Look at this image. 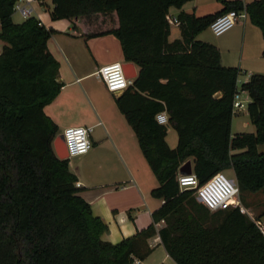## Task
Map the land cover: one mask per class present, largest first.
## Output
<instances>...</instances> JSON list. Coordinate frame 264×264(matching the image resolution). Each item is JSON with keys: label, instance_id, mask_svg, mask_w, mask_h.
Instances as JSON below:
<instances>
[{"label": "trees", "instance_id": "trees-1", "mask_svg": "<svg viewBox=\"0 0 264 264\" xmlns=\"http://www.w3.org/2000/svg\"><path fill=\"white\" fill-rule=\"evenodd\" d=\"M188 1L52 0V19L75 27L77 19L116 13V28L90 36L115 35L125 61L140 67L116 103L160 182L152 194L164 202L148 228L114 244L103 239L108 225L81 196L70 158L54 150L60 129L45 107L63 87L48 48L56 30L35 16L15 22L18 0H0V264H131L148 257L156 234L174 264H264V233L249 214L240 207L211 212L195 189L178 182L180 167L192 158L200 183L233 169L241 194L264 189V73L239 89L241 69L223 65L217 46L196 39L233 9L246 10L264 37V0H219L224 8L202 17L182 12L183 39L170 42L167 15ZM240 91L250 96L256 131L233 135ZM162 111L168 124L157 120ZM169 126L178 134L175 148L166 139Z\"/></svg>", "mask_w": 264, "mask_h": 264}, {"label": "crops", "instance_id": "crops-1", "mask_svg": "<svg viewBox=\"0 0 264 264\" xmlns=\"http://www.w3.org/2000/svg\"><path fill=\"white\" fill-rule=\"evenodd\" d=\"M241 1L247 4L254 0ZM53 6L52 0H18L13 19L21 23L35 16L46 27L56 30L48 40V48L59 62L58 80L63 83V87L56 99L45 107V111L59 129L62 125L85 126L89 129L92 147L80 156L79 164L70 169L78 178L81 196L91 205L94 215L101 217L108 225L103 239L116 244L148 228L154 221L153 213L164 202L152 194L160 182L143 154L135 131L116 103V97L123 92H110L98 74L99 68L108 63L127 62L115 35L90 36L116 28L119 20L117 14L112 13L91 19H77L75 27L69 19H52ZM23 7L31 10L30 15L22 14L19 8ZM223 8L219 0H190L181 8L172 7L170 14L179 18L184 12L202 17ZM170 26V42L182 40L181 25ZM220 36L215 45L221 52L222 64L241 69L239 89L252 74L264 73L263 33L251 22L248 14ZM134 65L138 75L140 67ZM92 78L98 79L97 88L91 82ZM243 95V99L250 102L248 92L241 91V98ZM160 113L168 116L167 111ZM242 113L245 122H236ZM235 127L239 129L234 131ZM174 130L169 126L166 139ZM255 131L248 107L235 114L232 119L233 135ZM172 140L173 145L169 144L168 139L167 142L171 148H175L178 134L177 138L173 134ZM262 146H259L260 151H263ZM188 161L193 170V159ZM243 207L251 218L258 216V220L264 224V211L255 216L252 207ZM164 225L156 227L159 230ZM158 237L159 234H156L149 239L152 251L147 258L142 259V264H174L161 237Z\"/></svg>", "mask_w": 264, "mask_h": 264}, {"label": "built area", "instance_id": "built-area-1", "mask_svg": "<svg viewBox=\"0 0 264 264\" xmlns=\"http://www.w3.org/2000/svg\"><path fill=\"white\" fill-rule=\"evenodd\" d=\"M19 10L24 16H28L31 13V10L27 7L19 8ZM246 17V10L238 11L233 9L218 16L209 27L215 35L219 36L230 30L240 20ZM167 20L170 25H181L180 19L172 16L170 13L167 15ZM98 74L104 81L107 89L112 93L124 92L134 81V78L127 77L124 62L108 63L99 68ZM248 103L247 100L241 98V91L237 93L233 103L234 113L237 114L239 111L247 108ZM157 120L162 124L169 122L168 116L163 113L157 114ZM63 134L67 144L69 158L84 155L92 147L90 132L85 126H69L65 128ZM178 182L181 189H195L197 200L211 211L228 209L232 205L233 207H240L241 211L246 213V209L238 200L240 194L238 182L227 176L224 171L213 174L203 183H200L198 176L194 172L191 174L179 173ZM76 185L79 186L80 183L77 182ZM252 219L256 221V224L264 233V224L262 221L256 220L254 216H252ZM161 224H165V220H162L157 225ZM150 245L152 246V244ZM131 264H142V259L134 257Z\"/></svg>", "mask_w": 264, "mask_h": 264}, {"label": "rangeland", "instance_id": "rangeland-1", "mask_svg": "<svg viewBox=\"0 0 264 264\" xmlns=\"http://www.w3.org/2000/svg\"><path fill=\"white\" fill-rule=\"evenodd\" d=\"M221 36L219 35H215L212 30L210 29V27L204 29L202 32H200L198 34V36L196 37V39L198 40H202L208 43H211L213 45H215V42L220 38ZM216 46V45H215ZM2 48H3V43L2 41H0V53L2 52ZM235 57V55H234ZM91 82L93 83L94 87L97 88L98 86V79L97 78H92ZM245 95H243L242 99L245 98ZM236 122H245L244 119V114H241V117L235 120ZM67 126L62 125L60 127V134L64 132L65 128ZM239 128L235 127L234 131H237ZM175 136V138H177V132L176 130L173 131V133H170L168 135V142L170 145H173V140H172V136ZM262 150H264V147L262 146ZM79 158L80 156H74L70 158V168H75L78 164H79ZM227 176H229L230 178L234 179V171L233 169H227V170H223ZM238 200L241 202L242 205H244L245 207H252V213L253 215H257L260 212L264 211V189L255 193H245V194H239L238 196ZM230 207H233L232 205ZM246 209V208H245ZM222 210V209H219ZM211 211V210H210ZM211 212H215V211H211ZM246 213L248 214L247 210ZM148 245L150 247V242L148 240ZM151 248V247H150ZM159 249H156V251Z\"/></svg>", "mask_w": 264, "mask_h": 264}, {"label": "water", "instance_id": "water-1", "mask_svg": "<svg viewBox=\"0 0 264 264\" xmlns=\"http://www.w3.org/2000/svg\"><path fill=\"white\" fill-rule=\"evenodd\" d=\"M124 69H125V72L128 78H134V79L136 78L137 73L135 71V65L133 62H124ZM219 95L220 93L216 94V97H218ZM53 146L59 158L61 159L69 158L67 144H66L63 133L56 136L53 142ZM179 171L181 174H191L193 172L192 167H191V162L187 161L185 164H183L180 167Z\"/></svg>", "mask_w": 264, "mask_h": 264}]
</instances>
